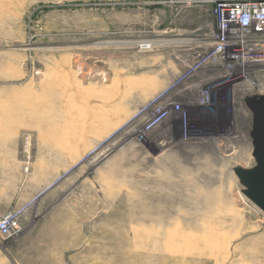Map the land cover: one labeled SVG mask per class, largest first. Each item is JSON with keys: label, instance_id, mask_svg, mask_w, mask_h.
<instances>
[{"label": "rangeland", "instance_id": "obj_1", "mask_svg": "<svg viewBox=\"0 0 264 264\" xmlns=\"http://www.w3.org/2000/svg\"><path fill=\"white\" fill-rule=\"evenodd\" d=\"M213 27L185 0H0V264H264L233 172L264 71L208 90Z\"/></svg>", "mask_w": 264, "mask_h": 264}, {"label": "built area", "instance_id": "obj_2", "mask_svg": "<svg viewBox=\"0 0 264 264\" xmlns=\"http://www.w3.org/2000/svg\"><path fill=\"white\" fill-rule=\"evenodd\" d=\"M185 1L188 6L208 5L214 22L209 36L210 50L197 54L196 64L210 69L216 66L221 74L232 75L226 81L228 85L222 86L221 90L226 86L231 92L236 86L246 87L244 91L253 90L255 84L252 76L256 70L264 71V0ZM210 76L216 75L209 74L205 79ZM201 93L207 94L208 91L202 90ZM7 219L5 217L0 224L1 229L7 231L6 235L12 227Z\"/></svg>", "mask_w": 264, "mask_h": 264}, {"label": "water", "instance_id": "obj_3", "mask_svg": "<svg viewBox=\"0 0 264 264\" xmlns=\"http://www.w3.org/2000/svg\"><path fill=\"white\" fill-rule=\"evenodd\" d=\"M245 104L251 113L254 167H235L233 172L243 187L241 194L264 214V96L248 97Z\"/></svg>", "mask_w": 264, "mask_h": 264}, {"label": "bare ground", "instance_id": "obj_4", "mask_svg": "<svg viewBox=\"0 0 264 264\" xmlns=\"http://www.w3.org/2000/svg\"><path fill=\"white\" fill-rule=\"evenodd\" d=\"M175 43V42H174ZM169 44V43H168ZM141 46L143 47H146L147 45H145V44H141ZM264 70V69H263ZM233 75H235V73L233 74ZM229 76H232L231 74H229V75H225V77L223 76V79L222 80H220V81H217V82H213L210 86H213L212 88H217L218 87V89H220L222 86H220V85H222L223 83H224V81H225V84L224 85H228L227 83H226V81L228 80V77ZM251 81V80H250ZM254 82V84H255V88H256V86H257V83H256V81H253ZM247 85H249L248 83H246ZM223 85V86H224ZM260 85V84H259ZM220 86V87H219ZM227 87V86H226ZM212 88H210V89H212ZM223 88V87H222ZM260 88H262L263 90H264V88L263 87H261V85H260ZM246 89V87H240V88H238V86H236L235 87V90L232 92L234 95H237L238 97H244L245 95H247V94H245L247 91H244ZM208 90H209V88H208ZM248 91H250V90H248ZM209 92V91H208ZM208 94V93H207ZM207 94H203L202 93V97L204 98V97H206V95ZM250 97H253V96H250ZM248 98V97H247ZM246 98V99H247ZM246 99L244 100V104H245V101H246ZM205 101V100H204ZM246 105V104H245ZM173 115V114H172ZM172 116L171 115H166V116H164V118L162 119V121H159L158 123H156V124H154V125H151L146 131H144V136L145 137H147V138H149L150 139V141L153 143V144H157V145H159V146H161L162 147V144H166V146L165 147H163V148H161L160 149V152H161V150H165V148L166 147H169L170 146V144H169V141L167 140V139H169V138H165L164 136H163V134H165L166 136H168V134L170 133V128H171V123H172ZM164 139H166V140H164ZM156 143H155V142ZM158 142H160V144L158 143ZM137 223V222H136ZM11 229H12V227H10L9 228V232H12L11 231ZM161 233V232H160Z\"/></svg>", "mask_w": 264, "mask_h": 264}, {"label": "flooded vegetation", "instance_id": "obj_5", "mask_svg": "<svg viewBox=\"0 0 264 264\" xmlns=\"http://www.w3.org/2000/svg\"><path fill=\"white\" fill-rule=\"evenodd\" d=\"M224 84H225V81H224V83H223L222 85H220V86H223ZM220 86H219V87H220ZM212 87H213V86H209V90H210V91H213V90L218 89V87H217V88H212ZM210 88H212V89H210Z\"/></svg>", "mask_w": 264, "mask_h": 264}]
</instances>
